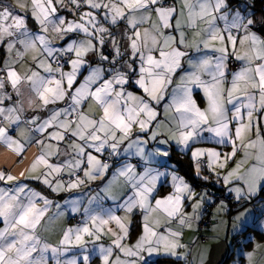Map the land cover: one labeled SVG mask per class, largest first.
<instances>
[{"label": "snow or ice", "instance_id": "1", "mask_svg": "<svg viewBox=\"0 0 264 264\" xmlns=\"http://www.w3.org/2000/svg\"><path fill=\"white\" fill-rule=\"evenodd\" d=\"M68 3L77 12L84 6L89 10L80 12L78 20H66L60 15L61 9H68L64 0H17L18 8L25 15L16 14L11 5L0 7V44L6 45L9 53L17 45H22L25 52H36L38 55H33L32 60L44 72L41 75L39 71L29 69L30 75L27 72L22 75L6 62L3 69L6 76H0V145L6 146L16 156L24 153L25 144L10 134L22 122L35 125L33 131L44 133L48 141H54H37L41 147L40 152L18 175L0 170V184H10L7 187L0 186V264H48L46 254L49 251L56 264H60L57 257L62 251L68 250L67 245H78L86 249L84 237L94 238L92 243H95L100 239L105 226L112 222L118 231L108 228L114 237L111 245H99L103 264H110L109 258L114 248L126 257L141 261L144 260L142 253L145 252L149 256L186 255L177 252V249L184 247L179 242V232L171 229L166 230L167 234L157 232L155 228L159 226V220L153 221L154 226L149 225V217L158 211H162L168 219L178 217L181 225L188 223L189 218L182 213L183 202L196 198L197 193L175 171L168 173L171 175L173 191L162 199H155L153 194L157 181L166 173L146 167L142 174L137 175L131 164L117 168L104 191L111 192L113 185L118 184L120 177H123L121 187L130 185L132 194L121 192L120 198H126L115 208H101L100 212L85 209L86 219L76 227L64 230L58 246L45 243L38 232L52 202L20 181L21 178L37 180L53 192L77 189L85 180L104 178L110 170V165L102 162L93 151L97 154L107 151L109 156H119L120 146L125 141L129 143L123 151L129 153L135 149L131 154L145 161L168 156L167 151L161 152L159 148L155 152L146 153L144 146L148 140H141L139 133L147 134L151 131L150 139L157 140L159 131L151 130L153 122H156L157 129L162 124L158 120L160 113L156 106L170 97L169 102L163 106L164 115L174 125V130L168 128L170 140L184 150H188L192 143L204 139L231 146V151L227 153L213 148L195 149L192 158L197 161V176H200L201 157L206 156V167L215 171V167L224 169L242 150L244 158L235 161V167L223 175V183L232 185L238 181L243 182L242 187H229L238 202L264 190V135L261 134L258 119H254V113L264 116V38L251 30L258 23L264 28V19L257 21L251 18L253 13L242 14L238 9L234 12L224 11L228 8L227 0H183V8L179 10L174 6H163L161 0H68ZM97 13H100L104 22L111 25L126 21L130 30V34L125 33L127 49L131 50L130 59H124L126 52H121V46L114 37L111 39L112 52L109 55L100 50L105 45V34H111L109 28L101 24ZM28 14L39 25L38 32L28 28ZM218 21L224 22L223 29L218 26ZM200 22H204L206 27L195 32L199 39L191 47L199 53L203 45L204 49L212 48L213 53L218 52L220 55L209 57L202 54L195 60L189 59L188 63L193 70L186 71L181 63L188 55L181 48L188 46L183 29H195ZM145 23H150V27L141 31L140 25ZM50 28L64 41L63 45L53 46L47 36ZM169 29L179 35L166 33L165 30ZM234 31L243 32V35L238 37L233 34ZM81 34L83 39L79 38ZM238 39L240 46L247 48L242 54L235 50ZM213 41H219L222 46L213 47ZM229 46L233 49L231 53ZM229 55L243 62L244 66L231 73L230 86L225 88ZM16 56L23 58L24 53L16 51ZM39 56L56 58L57 67L53 68L48 59H40ZM65 56H74L65 61L70 65V71H64V65L60 63ZM97 60L99 64L93 66ZM103 64L110 67L105 68L101 66ZM178 70L183 75H179ZM85 72L87 75H84ZM204 73L210 79H202ZM78 75L83 76L80 82H77ZM177 75L179 81L175 82L174 77ZM6 83L11 85L19 99L13 100L12 95L3 91ZM130 85L142 90V94L129 91ZM194 89L202 90L206 107L198 106L193 98ZM6 100L13 103L5 107ZM37 100L44 108L57 105L60 101H64L67 107L49 109L50 115L43 120L32 116L22 121L25 103L31 108ZM89 102L100 110L98 116L91 106L89 111L83 110V106ZM134 126L138 128V133L135 139H131ZM253 131L254 139L251 138ZM206 133L210 135L205 136ZM66 137L71 142L62 150L59 145ZM159 143L165 144L168 140ZM60 156L70 158L61 162ZM52 157H57L56 163L51 162ZM250 159L253 162L242 172L241 169ZM80 171L83 177L77 174ZM63 172L74 178L63 181L59 178ZM26 173L29 174L27 177ZM216 175L220 177L219 172ZM201 178L208 179L206 176ZM207 198L208 193L201 194L192 205L193 211L199 209ZM95 199L97 197H93ZM112 199H117V194L113 193ZM151 199H155L154 206ZM38 201H42L43 206ZM75 203L72 201L73 211L77 210ZM117 208L123 209L126 215H116ZM134 209L144 213L143 234L135 244L128 246L122 241L129 236L131 220L128 214H132ZM248 211L245 209L236 217L241 226L246 222ZM88 260L89 256L84 255V264H88ZM68 264H76V261H69ZM111 264H137V259L125 260L117 255Z\"/></svg>", "mask_w": 264, "mask_h": 264}, {"label": "rangeland", "instance_id": "2", "mask_svg": "<svg viewBox=\"0 0 264 264\" xmlns=\"http://www.w3.org/2000/svg\"><path fill=\"white\" fill-rule=\"evenodd\" d=\"M64 3L68 5V9L64 10L61 9L60 15L64 16L66 20H78L80 12L88 11L89 9L87 6H84L80 8V10L77 12L74 10L73 6L68 3V0H64ZM5 5H11L12 8L15 10L16 14L25 15V13L20 10L17 6V0H0V7H3ZM238 10L244 11L247 9H251L247 7L244 3H241V7H236ZM241 8V9H240ZM236 9V10H237ZM245 12V11H244ZM253 13V11L251 10ZM253 17V16H252ZM97 18L101 20V24L104 27L109 28L110 23L104 22L101 19L100 13H97ZM118 24V23H117ZM28 28L33 32L39 31V25L30 17V14H28V20H27ZM110 26H112L110 24ZM116 25H113L115 27ZM110 29V28H109ZM47 36L50 40H52L54 47H59L64 44V41L60 40L56 33L52 32L51 28L49 29V32L47 33ZM105 45L107 44V41H110V38H115L116 36H110L109 34H105ZM80 39H83V35L81 34ZM54 43L58 45H54ZM93 43H96V41H93ZM2 44H0L1 46ZM6 46V45H5ZM39 47V45H38ZM98 49L99 46L97 45ZM7 49V47H6ZM103 51V49H100ZM16 51H20L24 53L23 58H19V65H23V67L27 68V74H31L29 69L33 71H39L41 75H44V72L42 69H39L36 67V62L32 61V56L38 55L36 52L27 54L24 52V48L22 45H17L15 49L11 53L7 50L6 60L5 63H3L2 68L0 67V72H3L2 76H6V72L3 71L5 68L6 62L10 63L13 67L15 61L17 59H14L16 56ZM104 52V51H103ZM121 52H124V49L121 47ZM105 54V53H104ZM91 56V54H89ZM107 55V54H106ZM74 58V56H72ZM71 58V59H72ZM48 62L54 66L55 58H47ZM130 59V58H129ZM14 62V63H13ZM96 64H99V61L97 60L96 63L93 66H96ZM102 66V65H101ZM55 65L53 68H56ZM110 67V66H109ZM2 70V71H1ZM70 65L69 67L65 68V71H70ZM23 75V74H22ZM84 75H87V72L84 73ZM1 76V74H0ZM83 80L82 75H78L77 82H80ZM10 84H5V89L3 91H7V87ZM129 91H132L130 88ZM139 95V94H138ZM38 101V100H37ZM36 101V104H37ZM9 103H12L13 101H8ZM7 102V103H8ZM40 102V101H39ZM63 102V101H61ZM6 101L4 102V106L7 107ZM41 105V104H40ZM96 112L97 116L100 113V110L94 105L89 102L88 104H85L83 106L84 111H89V107ZM231 106V105H230ZM53 107H67V105H53ZM51 107V108H53ZM48 107V109H51ZM157 111L162 115V118L158 116V120L162 121V124H164V128L162 129V124L159 127V129L156 128V122H153V125L151 126V130H158L159 136L157 137V140L153 141L150 139L151 131H149L147 134L145 133H139V137L141 140H148V144L145 145V152H155L157 148L163 151H167L169 153L168 156H158L154 160L151 161H145L141 157L131 154L135 152V149L130 150L129 153H125L123 151L124 148L127 147L129 141H125L121 146V151L119 156H111V160H106L104 158V154H97L93 151L94 155H98V158L101 159L102 162L108 163L110 165V170L105 174L104 178L98 177L96 180L93 181H87L85 180V183L81 185L77 189H72L70 191H60V192H53L49 189H46L47 187L44 184H41L39 186L37 183L33 184L32 179L27 178H21L22 183L27 184L30 188L34 189L35 191L40 192L43 196L47 197L52 203L48 208V211L45 213L44 218H48L47 225L44 223L42 232H45V243H48L52 246H58L59 241L62 239L63 232L67 228L70 227H76L78 224H81L86 219V212L85 209H90L93 212H100L101 208L108 209V208H115V205L123 203V199L126 198H120L121 192H126L128 195L132 194V189L130 185H125L121 187V185L124 182V178L120 177V182L116 185H113L111 192H105L104 188L105 185L108 183V180L112 178V173L115 172L117 168H120L124 164H131L135 168V173L137 175L142 174L144 172V169L146 167H151L154 169H157L161 173H166V175H161L159 180L157 181L156 191L154 192L155 199H162L163 197L169 195L173 189L171 186V175L168 173H172L175 171V173L179 176L180 173L175 169V164L170 161V145L175 144V141L170 140L169 136L170 133L168 132V128L172 127L174 130V125L170 121L168 117H166L164 114L161 113L160 108L156 106ZM164 113V111H163ZM50 114V112H49ZM258 117V113H254V119ZM31 119L30 117H27V120ZM63 119V117H62ZM259 119V118H258ZM26 120V121H27ZM259 122V121H258ZM33 125H29L27 123H21L19 127H16V130L12 133H10L14 139H19L21 143L25 144V151L21 156H16L12 151H10L6 146L0 145V170L5 171L6 167L10 169L11 174L18 175L20 171H23L25 168H27L34 156L38 154L41 150L40 145H37V138L36 135L37 132L33 131L32 129ZM54 130V129H53ZM261 130V129H260ZM35 133V134H34ZM138 133V128L134 126L133 128V137L131 139L136 138V134ZM210 134H205V136ZM44 137V136H43ZM27 138V139H26ZM74 139V138H73ZM38 140H42V138H39ZM162 140H168V143L161 144L159 141ZM45 141V140H44ZM204 140H201L199 142L192 143L190 145V148L188 150H184L182 147L178 146V148L182 149L183 151H189L192 156V152L197 148H213L217 151H220L222 153H227L231 151L230 145H225V147H220L217 145H210L207 143H204ZM54 143V141H51ZM71 140L66 137L65 141L60 142V145L62 146V149H66V145L70 143ZM247 142V139L245 140ZM239 143V142H238ZM70 151V149L68 150ZM87 151V149H86ZM70 157L60 156L59 160L62 162L65 159H68ZM244 158V153L241 150L236 154L235 160L230 161L227 166L224 169H220L219 167H215V171H210L206 165H207V157H201L199 159L200 163V175L208 177V180L210 181V187H195L192 183L188 182L189 185L192 187L193 191L197 193V197L192 200H185L183 202L182 206V213L186 215L189 220L188 223L185 225H181L179 222V218H171L168 219L166 215L162 211H158L156 213H153L149 217V225H153V221L159 220V226L155 228L157 232L165 233L167 234V229H171L173 232H179L181 235L178 237L180 244L184 245V247H181L177 249L178 253H183L186 255H179V256H173L176 259H183L187 261V264H224L228 256L231 254V258L228 260L226 264H241L242 263V257H244V264H259V259L262 255H264V249L261 250V241L264 243V239L260 240L261 238H258L254 235L255 230L254 228H250L247 231H245V235L241 236V242L238 244H234L232 237L234 234L239 233L242 231V229H246L248 226H253V221L256 220V223L258 225H261L262 228H260L262 231H264V217L258 213L256 214V209L254 206L250 203V198L245 199L248 201L245 204H242L237 210L232 209L230 207V204L226 201L223 202V207H221V202L215 203L212 206V221L214 223L211 224L209 230L205 232L206 237L201 238L200 237V229H198L197 232H193V229L195 227V216L198 219L200 212L203 211L204 206L209 203L213 204L214 197L212 194L210 195L208 192V189L210 191H214L215 187H226L229 191V187H235V186H243V182H235L232 185H225L223 183V175H226L231 168L235 167V161L241 160ZM138 160L140 162V167H137L135 165V161ZM194 160V159H193ZM118 161V162H117ZM52 163L57 162V157L51 158ZM253 161L250 159L247 164L243 166L241 171H245L250 164ZM195 163V171L197 172L196 164L197 161L194 160ZM39 171H42L40 169ZM220 173V177H217L216 173ZM6 173V172H5ZM37 173H32V175H35ZM62 174V173H61ZM63 174H68L67 172H63ZM81 177H83V172L80 171L77 173ZM29 174L26 173V177ZM185 179V178H184ZM186 180V179H185ZM38 182V181H37ZM12 184L16 182H11ZM168 184L169 189H167L166 192L160 193V188L162 185ZM0 186H10V184L0 185ZM51 192V193H50ZM208 193L207 199L203 201L200 208L197 209L195 212L193 211L192 205L196 203L197 199H199V196L203 193ZM117 194V199H112V194ZM233 193V192H232ZM235 195V193H233ZM93 197H97V199L93 200ZM155 199H151V204L155 205ZM72 201H76L75 207L76 211H73V204ZM89 201H92L90 204ZM38 204L40 206H43L42 201H38ZM261 206L264 208V205L260 203ZM59 205V207H57ZM99 205V207H98ZM245 209H248V214L246 217V222L241 226L240 221L236 220V217L241 213L244 212ZM115 214L121 217H124L126 215L125 211L123 209L117 208L115 210ZM84 215V217L82 216ZM202 215V213H201ZM144 213L143 211L139 209H134L132 214H128V219L131 220V225L129 227V236L122 241L123 244L131 246L135 244L136 240L139 238L140 235L143 234V224H144ZM260 219V222H258ZM198 222V221H197ZM191 225L190 227L188 225ZM236 225L237 227L234 228L233 226ZM108 228L113 229L114 231H118L116 225L114 222L110 223L109 225L105 226L103 232L100 234V239L96 241L95 243H92V240L94 238L85 236L84 239L87 243V248L83 249L78 245H67V251H62L61 254L58 255L57 259L59 260L60 264H68L69 261L75 260L76 264H84L83 256L88 255L89 260L88 264H103L102 257L99 254V245L103 244L105 247H108L111 245L112 239L114 237L111 235V233L108 232ZM136 228V231H133V229ZM244 229V230H245ZM251 237L252 243L250 247L246 246V242ZM238 239V238H237ZM236 239V240H237ZM243 252V253H241ZM251 255V259H249V254ZM48 257V264H56V260L52 258V254L49 251L47 254ZM119 255L121 259L130 260V259H137V264H151V261L154 259L161 257L163 255H156L153 254L149 256L146 252L142 253L144 256V260H139L138 258L133 257H126L123 253L119 252L118 249H113V254L109 258L110 264L112 261L115 260L116 256ZM260 264H264V259L260 261Z\"/></svg>", "mask_w": 264, "mask_h": 264}, {"label": "trees", "instance_id": "3", "mask_svg": "<svg viewBox=\"0 0 264 264\" xmlns=\"http://www.w3.org/2000/svg\"><path fill=\"white\" fill-rule=\"evenodd\" d=\"M168 1H172L173 4L172 5H167ZM263 1L264 0H228V3H229V7L232 8V9L236 8V7H241V3H244L247 7L252 9L253 16L255 17V19L257 21H260L261 19H264V11L262 9ZM174 3H175L174 0H165V5L166 6H173ZM258 18H259V20H258ZM108 25H109V28H110L109 29V32L111 34L110 36L115 35L117 37V34L119 33L118 31L121 30L120 27H122V25L123 26L126 25V23H125V21H122L121 23L119 22L118 24H116L115 27H113V25L110 26V24H108ZM255 28L258 31H260V33L264 34V28H262L259 23L257 24V26ZM122 48L124 49V52H126V54L124 56V59L128 60L126 58L128 56L127 55L128 53L125 50V44H123ZM103 51L107 55H109L112 52V44L109 43V41H107V44L104 45ZM6 53H7L6 46L4 44H2L0 46V66L3 65V62H4L5 57H6ZM71 58H72V56H70V59ZM110 58H111V56H110ZM229 59H230V66L232 68V71L241 66V63H240V66H238L236 68H233L232 60L233 59L235 60V58L233 56H230ZM68 66H69V64L64 66L63 70L65 71V68H67ZM102 66L107 68L110 65L103 64ZM121 70H123V69H121ZM1 76H2V73H1ZM130 87H133L134 89H137L135 86H130ZM68 103H70V101H68ZM26 120H27V115L26 114H22V121H26ZM205 140L206 141H204V143H207V144H210V145H217V146H220V147H225V145H219V144L215 143V141H213V140H208V139H205ZM104 158L106 160H111V156L108 155V152H106L104 154ZM170 161L175 164V169L180 173V175H182L188 182L192 183L195 187H208V188L210 187V181L208 179L205 180V179L201 178V177H204V176H202V175L197 176L196 175L195 163H194V160H193V158L191 156V153L189 151H183L182 149L178 148L174 144H171L170 145ZM139 164H140V162L138 160H136L135 161V165L136 166L138 165L137 167H140ZM8 170H9V173H11L10 169H8ZM60 175L61 176H65V175H68V174H63L62 173ZM60 179H62V178H60ZM62 180L63 181H67L66 179H62ZM32 183L33 184L37 183L39 186H41V184H42L40 181H38V182L37 181L36 182L33 181ZM0 185H5V184H0ZM46 189H49L50 191H52L48 187ZM167 189H169V185L168 184L162 185L161 188H160V193L166 192ZM208 192H209L210 195L212 194V196L214 197V202H213V204L207 203L204 206L203 211H201L202 215H201L200 220L198 221V228L200 229V232H199L200 233V237L202 235H205V232L208 230L209 226L212 223V216H213L212 206L215 203L217 204V203H219L221 201H226L227 203L230 204V207L232 209L237 210L242 204H245V203L248 202L245 199H242V200H240L238 202L236 200V198H235V195L232 192L228 191L226 187H215L214 191H210L208 189ZM217 194L225 195L228 199L222 197L221 199L216 200L215 199V195H217ZM250 203L254 206V208L256 209V212L263 213L264 212V208L261 206L260 203H262L264 205V190L258 191L254 195H252L250 197ZM82 216L84 217V215H82ZM207 217L209 218V224L204 229H201L199 224H200V222L203 219H205ZM250 228H254V230H255L254 235L256 237L261 238V239L264 238V232L260 228H256L254 226H248L245 230H242L241 232L236 233V234L233 235V237H232L233 243L236 244L237 243L236 239L238 238L239 239L238 244H239L241 242L240 235L241 236L245 235V231H247ZM133 231H136V228H134ZM251 243H252V239H251V237H249V239L246 242V246L250 247ZM231 254H232V252H230V255L228 256V258L226 259L224 264H226L228 262V260L231 258ZM244 263H245L244 262V257H242V263L241 264H244ZM151 264H187V261H185L183 259H176L173 256H167V257L166 256H161V257H158V258L154 259L153 261H151Z\"/></svg>", "mask_w": 264, "mask_h": 264}, {"label": "crops", "instance_id": "4", "mask_svg": "<svg viewBox=\"0 0 264 264\" xmlns=\"http://www.w3.org/2000/svg\"><path fill=\"white\" fill-rule=\"evenodd\" d=\"M174 7H176L178 10L179 9H182L183 8V0H174ZM161 3H162V5L163 6H166L165 5V0H161ZM227 3H228V0H227ZM236 9L237 8H230L229 7V3H228V8H226V9H224V11H229V10H231V11H236ZM241 9V8H240ZM251 10L252 9H247V10H244L245 12H251ZM244 11H242V9H241V13L242 14H244L245 12ZM252 13V12H251ZM152 18H153V20L155 19V13L153 12L152 13ZM251 18H253V19H255V17L253 16V17H251ZM229 19H231V17H229ZM256 20V19H255ZM258 20H259V18H258ZM122 22V21H121ZM120 22V23H121ZM125 23H126V21H125ZM218 23V26L219 27H221L222 29H223V26H224V22L223 21H218L217 22ZM148 27H150V23H145V24H143V25H140V28H141V31H143V29L144 28H148ZM204 27H206V24L204 23V22H200L199 24H198V26L195 28V29H193V28H185V29H183L184 31H185V33H186V36H187V41H186V44L188 45V46H181V48H182V50L183 51H186L187 53H188V55L181 61V63H182V65H183V68H184V70H186V71H192L193 69L190 67V65H189V63H188V60L189 59H193V60H195L196 58H198L199 56H201L202 54H207V56H209V57H213L214 55L215 56H218V55H220L218 52H216V53H213V51H212V48H209V49H204L203 48V45H201V52H196V50H195V48H193V47H191V45L194 43V42H196V41H198V37H196L195 36V32H197V31H200V29H202V28H204ZM121 28V30H119L118 32V34H117V37H116V40L118 41V43L120 44V46L122 47L123 46V44H125V50L127 51V59H129L130 58V54H131V50L130 49H127V43H128V41L126 40V37H125V33L127 32L128 34H130V30H129V28H128V25H127V23H126V25H122V27H120ZM252 31H254V32H256V34L257 35H259V36H261L262 38H264V34H262V33H260V31H258L256 28H253V29H251ZM166 31V33H171L172 35H175V36H178L179 35V33L178 32H171V30L169 29V30H165ZM233 34L234 35H238V37L239 36H242L243 35V32H240V33H236L235 31L233 32ZM111 39L112 38H110V41H109V43H111ZM54 45H58V44H56V43H54ZM212 45H213V47H215V48H219V47H221L222 45L220 44V42L219 41H213L212 42ZM237 52H239V53H243L244 51H246L247 50V48L246 47H241L240 46V44H239V39L237 40V44H236V49H235ZM233 51V49L231 48V46H229V53H231ZM24 52H25V50H24ZM28 52H30V53H34V51H31V50H29V51H27V52H25L26 54L28 53ZM6 55H7V53H6ZM34 55H35V53H34ZM230 56H232V55H229V58H230ZM234 57V56H233ZM6 58V57H5ZM39 58L40 59H44L45 58V56H39ZM228 58V60H227V74H226V79H225V84H224V87L225 88H227V87H229L230 86V80H231V73H233V72H236V71H239L240 70V68L241 67H243L244 65H243V62H241V61H239L240 63H241V66L240 67H238L237 69H235V70H233L232 71V68H231V66H230V59ZM14 59H17L16 61H15V63H14V65H13V67L15 68V70L18 72V73H20V74H24V73H26L27 72V68L26 67H23V65H19V61H18V57L17 56H15V58ZM6 60V59H5ZM33 61V60H32ZM259 61H257L256 63H258ZM3 63H5V61L3 62ZM3 66V65H2ZM2 66H0L1 68H2ZM254 66V65H253ZM54 67V66H53ZM69 67V66H68ZM2 71V70H1ZM178 72H179V75H183V72L182 71H179L178 70ZM2 73V75H3V72H0V74ZM179 75H177V76H175L174 77V81L175 82H178L179 81ZM136 78H138V77H136ZM202 79H204V80H208V79H210V77L206 74V73H204V74H202ZM131 86V85H130ZM130 86H128V89L130 88L135 94H142V90H138V89H134L133 87H130ZM175 86V84L174 85H172V86H170V90H171V87H174ZM5 92V91H4ZM6 93L7 94H10V95H12V97H13V100H16V99H19V97H16V95H15V93L13 92V90H12V88H11V85H9L8 87H7V91H6ZM26 98L27 97H25V100H26ZM193 98L196 100V102H197V104H198V106H200L201 108H204V107H206V101H205V99L203 98V92H202V90H200V89H194V91H193ZM169 100H170V97H166V99L164 100V101H162L161 102V104L158 106L159 108H160V111H161V113L162 114H164L163 113V111H164V104H166V103H168L169 102ZM8 102V100H6V103ZM13 103V102H12ZM12 103H7V106H10ZM60 103H61V101L60 102H58L57 103V106H61L60 105ZM41 102H39V101H37V104H35L33 107H31V108H29V107H27V104L25 103V111H24V113L23 114H26L27 115V117H32V116H37V117H40L41 118V120H43V119H46L50 114H49V109H48V107H53V105H49L47 108H44V107H42L41 105ZM65 105H67V104H65ZM229 108L231 109V106L229 105ZM231 111H229V113H228V115H229V117H231ZM162 118V115L160 114V116H159V118ZM259 118V119H258ZM255 119H258V121H259V123H260V125H261V134L262 135H264V116H261L260 114H258V117L257 118H255ZM33 127L35 128V125H33ZM164 128V124H162V129ZM35 132V131H34ZM169 132V131H168ZM35 134V133H34ZM36 135V138H37V141H40V140H38L39 138H42V140H45L44 142L45 143H49V142H51V141H48L47 139H46V135L44 134V133H39V132H37V134H35ZM44 136V137H43ZM251 138L252 139H254L255 138V131H253V133H252V135H251ZM53 143V142H52ZM175 145V144H174ZM36 146H38V144L36 145ZM60 146V148L62 149V146L61 145H59ZM175 146H177V145H175ZM178 147V146H177ZM63 150V149H62ZM137 163V162H136ZM182 176V175H181ZM183 177V176H182ZM187 181V180H186ZM263 217H264V212L263 213H261V212H259ZM256 214H258V212H256ZM195 219V227H194V229H193V232L195 233V232H197L198 233V222L197 221H199L200 220V218H201V212H200V215H199V217H198V219H196L197 217L195 216L194 217ZM258 218H256L254 221H253V226L254 227H256V228H262V226L261 225H258V223H256V220H257ZM47 221H48V218H43L42 219V222H41V225L44 223V225L46 224L47 225ZM258 222H260V219H259V221ZM212 223H214L213 221H212ZM211 223V224H212ZM263 223H264V221H263ZM44 225H42L40 228H38V232H39V234H40V236L42 237V239H43V241L45 242V232H42L41 230H43V226ZM0 226H2V222H0ZM211 226V225H210ZM210 226H209V228H210ZM209 228H208V230H209ZM245 229V228H244ZM244 229H242V230H244ZM264 232V231H263ZM264 238H262V239H260V240H263ZM263 241H261V249H260V252H261V250H263L264 249V243H262ZM241 253H243V252H241ZM264 259V255H262L261 257H260V259L258 260L259 261V264H260V261L261 260H263ZM49 262V261H48ZM50 263V262H49Z\"/></svg>", "mask_w": 264, "mask_h": 264}, {"label": "built area", "instance_id": "5", "mask_svg": "<svg viewBox=\"0 0 264 264\" xmlns=\"http://www.w3.org/2000/svg\"><path fill=\"white\" fill-rule=\"evenodd\" d=\"M172 4H173L172 1H168V2H167V5H172ZM262 9H263V11H264V1H263V3H262ZM55 59H56V58H55ZM69 59H70V56H65V57H63V59L60 60V63H61L62 65H64V66H66L67 64L65 63V61H66V60H69ZM54 65L57 66V64H56L55 61H54ZM232 66H233V68H236V67L240 66V62L237 61L236 59H235V60L233 59V60H232ZM63 68H64V67H63ZM32 128H34V127L32 126ZM5 169H6L5 172H6V173H9V170H8L7 168H5ZM59 178L69 180L70 178H74V177H69V175H65V176H61V175H60ZM222 197L228 199L225 195H222V194H217V195H215V199H216V200H219V199H221ZM208 224H209V218L207 217V218L203 219V220L200 222L199 225H200V228H201V229H204L205 227H207ZM202 237H203V235H202Z\"/></svg>", "mask_w": 264, "mask_h": 264}, {"label": "clouds", "instance_id": "6", "mask_svg": "<svg viewBox=\"0 0 264 264\" xmlns=\"http://www.w3.org/2000/svg\"><path fill=\"white\" fill-rule=\"evenodd\" d=\"M206 237V235H203V237L201 236V238H205ZM238 241H239V239H237V243H238Z\"/></svg>", "mask_w": 264, "mask_h": 264}, {"label": "water", "instance_id": "7", "mask_svg": "<svg viewBox=\"0 0 264 264\" xmlns=\"http://www.w3.org/2000/svg\"><path fill=\"white\" fill-rule=\"evenodd\" d=\"M65 104H66V103H65L64 101L60 103V105H65Z\"/></svg>", "mask_w": 264, "mask_h": 264}]
</instances>
